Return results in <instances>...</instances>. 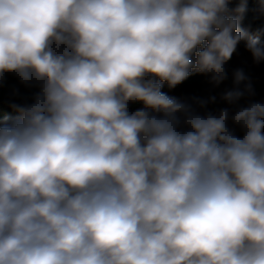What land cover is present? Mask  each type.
<instances>
[{
  "label": "clouds",
  "instance_id": "1",
  "mask_svg": "<svg viewBox=\"0 0 264 264\" xmlns=\"http://www.w3.org/2000/svg\"><path fill=\"white\" fill-rule=\"evenodd\" d=\"M248 3L0 0V84L36 89L0 123V264H264V102L228 67L242 41L264 64Z\"/></svg>",
  "mask_w": 264,
  "mask_h": 264
},
{
  "label": "trees",
  "instance_id": "2",
  "mask_svg": "<svg viewBox=\"0 0 264 264\" xmlns=\"http://www.w3.org/2000/svg\"><path fill=\"white\" fill-rule=\"evenodd\" d=\"M243 27L248 28L250 34L255 33L257 29L264 28V15L260 12V4L258 0H249L248 11L245 16V20L242 24ZM261 44H264V35L260 37ZM246 41H242L239 45H245ZM231 70L232 68L229 67ZM231 80L226 85L221 86L220 89H216L213 94H217L225 87H229ZM18 89V94L14 95V90ZM36 89L27 88L22 85L18 78L14 74H9V78L4 77L3 83L0 84V123H9L18 115L10 107L9 103L14 102L21 105L30 104L33 102V97ZM209 92V85L206 79L201 75H193L181 86H178L172 93V95L178 98H183L192 94L205 95ZM226 106L223 102L217 101L216 104L210 105L211 110L218 111L219 108Z\"/></svg>",
  "mask_w": 264,
  "mask_h": 264
},
{
  "label": "rangeland",
  "instance_id": "3",
  "mask_svg": "<svg viewBox=\"0 0 264 264\" xmlns=\"http://www.w3.org/2000/svg\"><path fill=\"white\" fill-rule=\"evenodd\" d=\"M228 67L234 69L236 67H244L247 74L253 80V87L255 89V96L241 100L240 105L246 106L248 102H264V64L259 66L252 62L250 54L246 51L245 45H238L237 53L234 54L232 61L229 62ZM5 78H9V74H5ZM232 85L230 84L229 88ZM237 134L242 135V132L237 129Z\"/></svg>",
  "mask_w": 264,
  "mask_h": 264
}]
</instances>
